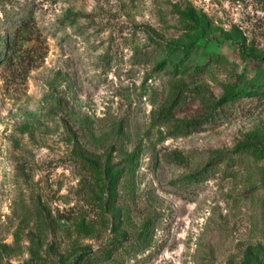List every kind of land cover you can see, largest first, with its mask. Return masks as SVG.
<instances>
[{
	"label": "rangeland",
	"instance_id": "1",
	"mask_svg": "<svg viewBox=\"0 0 264 264\" xmlns=\"http://www.w3.org/2000/svg\"><path fill=\"white\" fill-rule=\"evenodd\" d=\"M256 86L264 0H0V264H264Z\"/></svg>",
	"mask_w": 264,
	"mask_h": 264
},
{
	"label": "trees",
	"instance_id": "2",
	"mask_svg": "<svg viewBox=\"0 0 264 264\" xmlns=\"http://www.w3.org/2000/svg\"><path fill=\"white\" fill-rule=\"evenodd\" d=\"M169 53L170 54H173L174 53V50L172 49H169ZM161 63L163 64L164 61H161ZM174 63V66H177V65H182L183 62L182 61H175L173 62ZM176 63H180V64H176ZM264 94V86H256V87H252V88H243L241 89L240 91H227L225 92L222 96H220V98L217 100V102L215 103V106L217 105H221L223 104L224 102H227L231 99H233L234 97H236L237 95H242V96H258V95H263ZM195 123H197V120H194ZM258 151L255 152V154L260 157L262 155H264V147H260L258 149H256ZM254 150V151H256ZM247 264V263H246Z\"/></svg>",
	"mask_w": 264,
	"mask_h": 264
}]
</instances>
